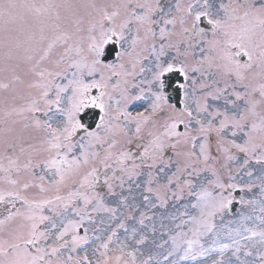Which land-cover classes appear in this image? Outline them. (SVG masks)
<instances>
[{
	"label": "snow or ice",
	"instance_id": "1",
	"mask_svg": "<svg viewBox=\"0 0 264 264\" xmlns=\"http://www.w3.org/2000/svg\"><path fill=\"white\" fill-rule=\"evenodd\" d=\"M0 264H264V0H0Z\"/></svg>",
	"mask_w": 264,
	"mask_h": 264
}]
</instances>
